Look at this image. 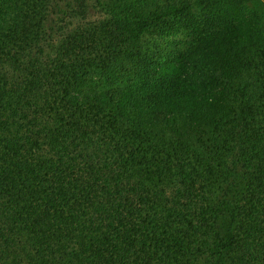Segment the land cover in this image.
I'll list each match as a JSON object with an SVG mask.
<instances>
[{
	"label": "trees",
	"instance_id": "1",
	"mask_svg": "<svg viewBox=\"0 0 264 264\" xmlns=\"http://www.w3.org/2000/svg\"><path fill=\"white\" fill-rule=\"evenodd\" d=\"M221 263L264 264V0H0V264Z\"/></svg>",
	"mask_w": 264,
	"mask_h": 264
},
{
	"label": "rangeland",
	"instance_id": "2",
	"mask_svg": "<svg viewBox=\"0 0 264 264\" xmlns=\"http://www.w3.org/2000/svg\"><path fill=\"white\" fill-rule=\"evenodd\" d=\"M249 8H251V10L253 11H261L262 6L260 5V3L255 1L251 3V6ZM166 29H168V26H166ZM143 46L144 49L147 50V52L151 53L154 56L166 55L176 48L173 36H166L164 27L161 26L154 29L152 33L144 37ZM226 224L227 222L224 223L221 227L222 235H224L227 230Z\"/></svg>",
	"mask_w": 264,
	"mask_h": 264
}]
</instances>
